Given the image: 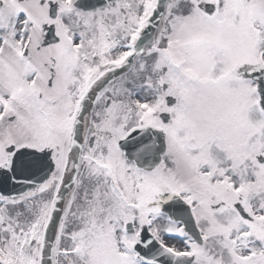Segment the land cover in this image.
Wrapping results in <instances>:
<instances>
[{
	"label": "snow or ice",
	"instance_id": "6c2138e0",
	"mask_svg": "<svg viewBox=\"0 0 264 264\" xmlns=\"http://www.w3.org/2000/svg\"><path fill=\"white\" fill-rule=\"evenodd\" d=\"M0 264H264V0H0Z\"/></svg>",
	"mask_w": 264,
	"mask_h": 264
}]
</instances>
